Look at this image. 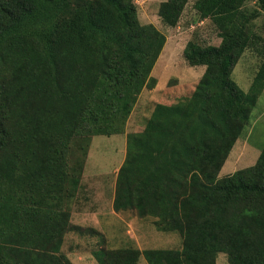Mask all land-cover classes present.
I'll return each mask as SVG.
<instances>
[{
    "label": "trees",
    "instance_id": "16d2710c",
    "mask_svg": "<svg viewBox=\"0 0 264 264\" xmlns=\"http://www.w3.org/2000/svg\"><path fill=\"white\" fill-rule=\"evenodd\" d=\"M191 0H166L158 15L179 25ZM254 3L255 8L249 6ZM219 45L187 43L205 67L193 94L157 104L144 130L127 134L113 207L153 218L181 249L93 252L96 264H264V147L255 165L220 178L264 92V0H194ZM166 36L142 24L134 0H0V264H73L63 253L71 201L95 136L122 135ZM262 62L244 92L233 72L244 54ZM100 235V234H99Z\"/></svg>",
    "mask_w": 264,
    "mask_h": 264
},
{
    "label": "rangeland",
    "instance_id": "374dc122",
    "mask_svg": "<svg viewBox=\"0 0 264 264\" xmlns=\"http://www.w3.org/2000/svg\"><path fill=\"white\" fill-rule=\"evenodd\" d=\"M138 6L139 19L142 24H152L167 38L166 45L153 70L152 76L158 80L155 89H145L127 123L122 135L95 136L91 139L87 155L77 153L76 158L83 163L81 189L71 201V222L83 228H94L100 232L79 234L70 232L65 236L63 253L73 264H96L93 252L101 247V237L105 239L108 249L135 248L147 249H181L182 239L177 233L158 231L153 218H140L136 212L116 214L102 211L100 218L95 215L78 213L84 196L101 198L110 203L109 193L113 191L117 173L126 157L127 134L144 130L146 121L157 104H175L193 94L205 72V67H191L184 58V49L191 40L203 45H219L216 27L210 21L201 22L191 0L186 7L179 25L166 27L159 15V7L166 0H134ZM251 8L254 3H250ZM257 32L264 37V15L256 21ZM262 62L259 53L247 51L233 72V79L246 93ZM264 147V92L255 106L250 125L234 146L228 160L220 172V178L231 175L238 170L255 165ZM112 197V193H111ZM109 198V200H108ZM106 205H104V208ZM100 234V235H99ZM138 264H148L141 258ZM217 264H229L225 254H220Z\"/></svg>",
    "mask_w": 264,
    "mask_h": 264
},
{
    "label": "crops",
    "instance_id": "0c3cea01",
    "mask_svg": "<svg viewBox=\"0 0 264 264\" xmlns=\"http://www.w3.org/2000/svg\"><path fill=\"white\" fill-rule=\"evenodd\" d=\"M115 187H116V182L115 186L113 187V191L109 193V198H110V203L108 202L107 204L103 202L101 198H94L91 200V198H88L87 196H84L83 198V204L78 207V213L84 214L86 213L87 215H95L96 217L100 218V215L102 211H108L109 213L111 212L112 214H116V211L114 210L113 203H114V197H115ZM85 189V185H83V188ZM112 193V197H111ZM108 198V200H109ZM104 205L106 207L104 208Z\"/></svg>",
    "mask_w": 264,
    "mask_h": 264
}]
</instances>
